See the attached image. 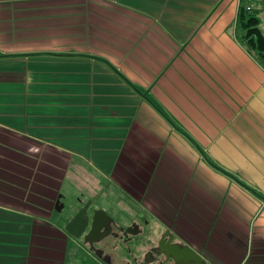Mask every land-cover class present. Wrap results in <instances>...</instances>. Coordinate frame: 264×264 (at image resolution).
<instances>
[{
    "label": "crops",
    "instance_id": "obj_1",
    "mask_svg": "<svg viewBox=\"0 0 264 264\" xmlns=\"http://www.w3.org/2000/svg\"><path fill=\"white\" fill-rule=\"evenodd\" d=\"M253 1L0 0V264H108L65 230L86 203L56 209L70 175L138 225L139 260L169 231L200 263L264 264V64L239 40Z\"/></svg>",
    "mask_w": 264,
    "mask_h": 264
},
{
    "label": "water",
    "instance_id": "obj_2",
    "mask_svg": "<svg viewBox=\"0 0 264 264\" xmlns=\"http://www.w3.org/2000/svg\"><path fill=\"white\" fill-rule=\"evenodd\" d=\"M63 207L64 204L58 200L56 209L62 211ZM90 208L91 201L87 202L75 213L71 220L65 225V230L73 237L79 239L89 228V232L84 236L85 243L90 246V249L97 255V257L110 264L111 262L108 260V257L104 256V251L97 249L95 243H98L111 235L115 220L102 209H96L93 214L90 215ZM117 230L128 235L131 227L128 229L117 227ZM112 235L115 236V234ZM117 235L119 236V234ZM153 252L156 253L153 260L149 261L147 258L141 264H204L199 262L200 257L189 247L174 242V236L169 231L162 234L158 246L151 250L149 254L151 255ZM192 261L195 262L192 263ZM128 264H131V262Z\"/></svg>",
    "mask_w": 264,
    "mask_h": 264
},
{
    "label": "rangeland",
    "instance_id": "obj_3",
    "mask_svg": "<svg viewBox=\"0 0 264 264\" xmlns=\"http://www.w3.org/2000/svg\"><path fill=\"white\" fill-rule=\"evenodd\" d=\"M263 3H262V5H259L260 3H258L257 0H254L253 1L254 10H255L254 12L260 18V20H261L260 26H261V28L264 31V12H262L263 10L260 11V8H263L264 7V4ZM82 177L86 178L87 176H82ZM82 177L77 178L74 175H70L69 178H68L67 185H66V189L63 192L65 194V197L62 199L63 200V204L64 205L66 204V205L63 208L62 214L60 213L63 216L64 219L66 218L65 216L69 215L70 213H72L75 210H78V208H74V207L70 206L71 204H74V203L76 204V202H78L80 199H82V201H84V203H87L89 201H92L91 199L94 198V197L93 198L92 197L91 198L89 197V195H90L89 193L91 192V188H90L91 184L88 183V182L85 183V182L81 181L80 179ZM100 193H101V191H100ZM103 199L104 200H107V198H106L105 195L103 196ZM103 199H102V201H103ZM109 200H110V198H109ZM110 206H111V204H109L108 207H110ZM116 206H118L117 203H116ZM92 207L93 208H96L98 210L99 209H102V207L103 208H108L107 205H105V203H103L101 206H100V204H96L95 203V204H92ZM136 213H137V206H135V205H133L131 203H128L127 201H124V200L121 201V214L123 216H125L127 218V217H129V216L132 215V219H134V218H136ZM56 221H58V220H56ZM125 225H127V224H125ZM142 226L145 228V230H147L148 222L145 221ZM77 240L79 242H83V243L85 242L83 240V238L77 239ZM123 241L124 240L121 239V242L122 243H123ZM126 241H128V239L125 240V244H123L122 247H125L126 248V249H124V251H126V252L128 251L129 252V250H132V248L134 247L133 245L136 242L133 241V240H130V241H128L126 243ZM83 243H81V245H85V243L84 244ZM72 244H76V245H72ZM72 244H71V246L78 247V244L77 243H72ZM84 256L87 257V254H84ZM82 262H86V260H83Z\"/></svg>",
    "mask_w": 264,
    "mask_h": 264
},
{
    "label": "flooded vegetation",
    "instance_id": "obj_4",
    "mask_svg": "<svg viewBox=\"0 0 264 264\" xmlns=\"http://www.w3.org/2000/svg\"><path fill=\"white\" fill-rule=\"evenodd\" d=\"M96 210V208H93L91 206L90 210H89V214L92 215L93 212ZM117 227L118 228H124V227H119L117 225V223L115 222L114 223V227H113V230L111 232V235L107 236L106 238H104L102 241L98 242V243H95V247L97 249H100V250H103L106 254V256L108 257V260L110 262H115V258L117 257L116 254L114 253H111L113 250L115 251L117 249V245H118V242H121V239H123V243L121 242V246H123V244H125V240L128 239V241L132 240L134 237L136 238H139V234H141L142 232L139 231L138 229V225L136 223H132L131 225H129L128 227L124 228V229H128L131 227V230L128 232V235H126V233L122 232V231H118L117 230ZM89 232V228L87 229V231L82 235L81 238H83L84 240V236ZM126 232V230H125ZM112 234H115V236H113ZM119 234V236L117 235ZM118 236V237H116ZM96 238V237H94ZM161 238V236H160ZM160 238L158 240H156L155 244L153 245H149V247L147 248V250L144 252L142 258H140L141 260L137 259V257L135 256V254L133 253H130L132 252V250L127 253L128 255L132 256L130 262L132 264H141L143 261H145L147 258L149 261L153 260V258L156 256V253H152L151 255L149 254V252L151 250H153L155 247L158 246V242L160 240ZM126 241V243L128 242ZM90 247V246H89ZM120 247V246H118ZM124 248V247H123ZM122 250V249H121ZM129 262L127 263H123V264H128Z\"/></svg>",
    "mask_w": 264,
    "mask_h": 264
},
{
    "label": "trees",
    "instance_id": "obj_5",
    "mask_svg": "<svg viewBox=\"0 0 264 264\" xmlns=\"http://www.w3.org/2000/svg\"><path fill=\"white\" fill-rule=\"evenodd\" d=\"M254 11L241 9L239 40L264 64V32L260 26L261 20Z\"/></svg>",
    "mask_w": 264,
    "mask_h": 264
}]
</instances>
